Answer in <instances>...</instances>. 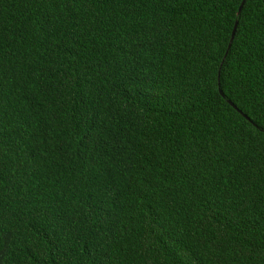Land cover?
I'll return each mask as SVG.
<instances>
[{"label": "trees", "instance_id": "obj_1", "mask_svg": "<svg viewBox=\"0 0 264 264\" xmlns=\"http://www.w3.org/2000/svg\"><path fill=\"white\" fill-rule=\"evenodd\" d=\"M242 1L0 0V264H264Z\"/></svg>", "mask_w": 264, "mask_h": 264}, {"label": "snow or ice", "instance_id": "obj_2", "mask_svg": "<svg viewBox=\"0 0 264 264\" xmlns=\"http://www.w3.org/2000/svg\"><path fill=\"white\" fill-rule=\"evenodd\" d=\"M248 0H243L239 7V12L237 14V19L233 21L237 25V27H240L243 25V23L246 21L247 17L244 15L245 9H244V4L247 3Z\"/></svg>", "mask_w": 264, "mask_h": 264}, {"label": "water", "instance_id": "obj_3", "mask_svg": "<svg viewBox=\"0 0 264 264\" xmlns=\"http://www.w3.org/2000/svg\"><path fill=\"white\" fill-rule=\"evenodd\" d=\"M243 2V1H242ZM238 12H239V10H238ZM236 29H237V25L235 24V27H234V30H233V33H232V37H231V40H230V43H229V46H228V50H227V53H226V56H227V54H228V52H229V50H230V48H231V45H232V42H233V39H234V37H235V34H236ZM221 92V91H220ZM222 93V92H221ZM235 109H237L236 108V106H234L230 101H228ZM246 117V116H245ZM247 118V117H246ZM248 119V118H247Z\"/></svg>", "mask_w": 264, "mask_h": 264}]
</instances>
